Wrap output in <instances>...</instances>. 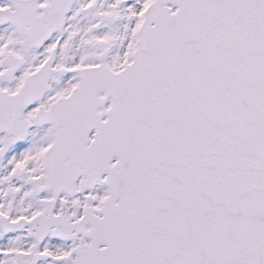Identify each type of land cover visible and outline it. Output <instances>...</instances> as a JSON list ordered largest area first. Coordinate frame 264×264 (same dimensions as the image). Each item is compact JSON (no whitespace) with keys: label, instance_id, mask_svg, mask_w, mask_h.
<instances>
[{"label":"snow or ice","instance_id":"snow-or-ice-1","mask_svg":"<svg viewBox=\"0 0 264 264\" xmlns=\"http://www.w3.org/2000/svg\"><path fill=\"white\" fill-rule=\"evenodd\" d=\"M0 264H264V0H0Z\"/></svg>","mask_w":264,"mask_h":264}]
</instances>
